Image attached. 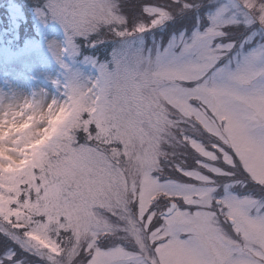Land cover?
I'll use <instances>...</instances> for the list:
<instances>
[{"label":"snow or ice","instance_id":"snow-or-ice-1","mask_svg":"<svg viewBox=\"0 0 264 264\" xmlns=\"http://www.w3.org/2000/svg\"><path fill=\"white\" fill-rule=\"evenodd\" d=\"M38 15L93 75L42 133L0 115V264H264V0Z\"/></svg>","mask_w":264,"mask_h":264},{"label":"rangeland","instance_id":"rangeland-1","mask_svg":"<svg viewBox=\"0 0 264 264\" xmlns=\"http://www.w3.org/2000/svg\"><path fill=\"white\" fill-rule=\"evenodd\" d=\"M27 1L0 0V7L6 9L3 18L0 14V103L25 97L63 101L66 84L75 77L90 78L93 70L81 57L64 54L57 58L58 50L65 47L66 35L58 21L50 17L42 20L38 15L46 0H31L34 5L28 14L33 33L20 39Z\"/></svg>","mask_w":264,"mask_h":264},{"label":"clouds","instance_id":"clouds-1","mask_svg":"<svg viewBox=\"0 0 264 264\" xmlns=\"http://www.w3.org/2000/svg\"><path fill=\"white\" fill-rule=\"evenodd\" d=\"M54 100L57 102L56 105H53ZM63 103L64 100L51 99L41 102L35 97H25L14 103H0V115L9 111L23 113L22 116H17V123L27 125L33 131L40 130L42 133L44 128L50 127L51 124L58 126L65 119L66 113L62 114L59 109V105ZM73 239L74 237L69 235L63 238V242L68 244Z\"/></svg>","mask_w":264,"mask_h":264},{"label":"trees","instance_id":"trees-1","mask_svg":"<svg viewBox=\"0 0 264 264\" xmlns=\"http://www.w3.org/2000/svg\"><path fill=\"white\" fill-rule=\"evenodd\" d=\"M31 0H28L26 2V5L27 7H23L24 11H25V14L27 15V17L25 18L24 22L22 23V26H21V29H20V33L22 34L21 36V40H23L24 38H27L29 37L32 33H33V29H34V26H33V22L31 20V15L28 14V9L29 7L33 6L34 5V1H31ZM5 7H0V14H2V18L4 16V13H6L5 11ZM37 36V35H36ZM39 39V37H37ZM99 55V54H98ZM100 58H103V56L101 55Z\"/></svg>","mask_w":264,"mask_h":264}]
</instances>
